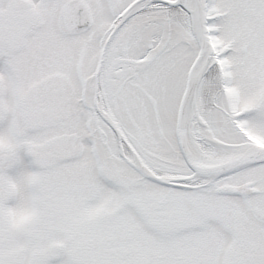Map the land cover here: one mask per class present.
<instances>
[{
	"label": "snow or ice",
	"instance_id": "obj_1",
	"mask_svg": "<svg viewBox=\"0 0 264 264\" xmlns=\"http://www.w3.org/2000/svg\"><path fill=\"white\" fill-rule=\"evenodd\" d=\"M0 264H264V0H0Z\"/></svg>",
	"mask_w": 264,
	"mask_h": 264
}]
</instances>
